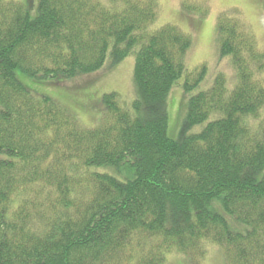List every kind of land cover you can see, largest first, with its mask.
I'll use <instances>...</instances> for the list:
<instances>
[{
    "label": "trees",
    "instance_id": "obj_1",
    "mask_svg": "<svg viewBox=\"0 0 264 264\" xmlns=\"http://www.w3.org/2000/svg\"><path fill=\"white\" fill-rule=\"evenodd\" d=\"M233 10L216 21L232 77L207 83L158 0H0V264H205L215 245L264 264V46ZM131 54L135 98L104 93L85 126L75 81Z\"/></svg>",
    "mask_w": 264,
    "mask_h": 264
},
{
    "label": "rangeland",
    "instance_id": "obj_2",
    "mask_svg": "<svg viewBox=\"0 0 264 264\" xmlns=\"http://www.w3.org/2000/svg\"><path fill=\"white\" fill-rule=\"evenodd\" d=\"M158 2L160 15L155 26L159 28L163 24L172 23L191 35L193 46L186 56L188 68L205 64L208 67L207 83L220 71L228 77H232L233 74L226 59L218 60L216 21L220 14L227 13L230 9H238L233 10L234 13L238 15L239 12L240 18L258 40V44L264 46V0H158ZM190 7L195 8L192 10ZM135 60L136 54H131L118 65L112 66L111 59L108 58L101 70L86 74L75 81V85H82V89L80 98L77 95L73 97L72 112L85 126L92 127L98 122L97 105L104 93L117 92L121 101H128L127 103L135 98ZM91 94L93 96L89 98ZM81 98L86 103L77 108L75 103ZM168 102L169 133L172 138H178L187 111V100L179 82L172 88ZM221 251V247L217 245L209 247L205 264H224ZM180 258L182 257L170 256L168 264H179Z\"/></svg>",
    "mask_w": 264,
    "mask_h": 264
}]
</instances>
